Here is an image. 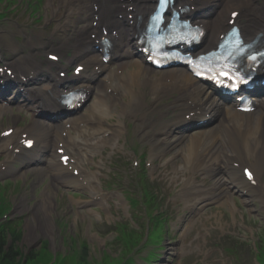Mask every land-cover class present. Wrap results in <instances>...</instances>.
<instances>
[{
    "label": "rangeland",
    "instance_id": "374dc122",
    "mask_svg": "<svg viewBox=\"0 0 264 264\" xmlns=\"http://www.w3.org/2000/svg\"><path fill=\"white\" fill-rule=\"evenodd\" d=\"M34 1L3 0L1 3V11L8 7V12H5L6 18L0 20V44L6 53H12L24 42L30 41L29 37H33L35 41L41 37V33L43 37L45 36V22L48 17L46 9L50 2L43 0L42 4H46L45 12L41 10L43 13L36 14L33 12ZM241 1L236 0L234 9L239 7ZM255 3L253 10L261 13L264 9V0H255ZM38 14L42 21L38 22ZM12 32H16L17 36ZM130 71L131 68L125 74ZM121 106L117 105L111 123L118 122L119 118H124L123 120L126 121L127 117L123 115ZM18 121L19 119H6L0 127H10ZM163 121L166 122L167 119L164 118ZM249 122H253V118L249 119ZM24 124H28V118L26 121L21 120L17 125ZM133 124L134 122L129 120L122 125L120 137L115 138L111 145L107 144L105 151H98L94 163L101 172V174L96 172L101 182V189L113 186L112 195L116 196L121 191H126L133 195H131L133 199L139 200L137 195L139 190L148 185L150 189L153 188L151 190L157 198L158 215L161 216L168 230L164 241L159 247L154 248L157 256L155 264H259L258 260L264 264V177L260 179L262 184L259 192L260 206L256 209L241 206L240 200L236 199L234 202L228 197L229 203L224 208L217 205V208L203 216L197 217L198 214L196 220L192 222L191 233L187 239L181 242L177 240L175 225H178L177 220L188 204L186 198L191 190L185 188L183 179L180 182L175 180L176 171L185 168L181 159L186 145L197 143L199 139L210 142L217 126L205 129L198 140L195 137L190 139L185 137L183 143L180 141L167 148V152H163L165 147L154 151L152 138L147 137L150 133L138 132L139 129ZM171 140L173 141V138ZM232 152V148L227 149L226 156L229 157ZM261 153L264 156V151ZM137 159L142 162L143 177L138 176L136 171L130 168L137 164ZM248 160L253 162L251 158ZM150 162L152 167L149 165ZM221 168L225 169L226 165ZM260 169L262 173L264 161ZM13 171L15 170L11 169L8 174ZM8 179L2 178L0 184ZM13 180L17 181L18 185L15 193L7 194L11 207L9 219L21 221L23 224L20 247L26 250H40L47 247L39 258L41 263L44 259L53 258L55 255L73 258L72 261L75 262L83 249V244L88 248L89 264H104L103 260L107 255L114 260L123 259L124 254H121V249L115 245L113 234H109L113 226L118 223L129 224L132 229L146 232L150 225L141 207L130 210L126 203L117 206L110 202L107 210L111 206L114 208L111 213L105 212L98 204L91 203L89 195L78 192L72 186L53 188L49 178L35 183L30 177L27 180L25 178ZM173 203L177 207L176 212L172 209ZM19 204L21 206L16 209ZM137 213L140 219L135 218ZM151 250L152 248L148 246H142L130 258L132 260L135 258L140 260L144 256L147 258ZM258 252L263 253L256 259ZM45 254H49V257Z\"/></svg>",
    "mask_w": 264,
    "mask_h": 264
},
{
    "label": "bare ground",
    "instance_id": "6f19581e",
    "mask_svg": "<svg viewBox=\"0 0 264 264\" xmlns=\"http://www.w3.org/2000/svg\"><path fill=\"white\" fill-rule=\"evenodd\" d=\"M225 2L229 0H224ZM227 8L230 10L233 8V4L231 2L227 3ZM227 10V9H226ZM256 18V17H255ZM257 19L261 21V17L257 15ZM222 21V23L218 24V28L216 27V22ZM227 21V20H226ZM224 12H220L215 14V16L207 21V26L209 27V33L206 40V46L208 49L211 47V44L213 41H215L220 34H222L226 30V23ZM255 34H262L260 38L258 39L259 44L258 46L264 45V25L256 28ZM254 34V35H255ZM126 63H123L122 65H125ZM137 67H141V63L137 62ZM124 68V67H122ZM142 68V67H141ZM141 68L138 71L130 72L128 75H125L124 78L121 80L120 84H118V79L116 77L114 78V83L111 85H104L103 83H100L97 87L98 92L94 95L97 97L96 104L92 107V110H90V116L86 117V120H78L79 122L86 121V122H96L100 125L97 127H104L105 124H108L109 119H111L112 115L109 116V113L111 112L112 108H110L111 104H113L115 101L111 100L114 92L118 89L121 90V97L126 96L129 91L135 93L139 90H136L137 87L141 85H149L150 86V92H151V98L150 101L147 102V104L142 107L138 113L133 112V108H131L132 103L139 102L141 99H145L147 97L146 94L141 92L137 96H134V99H131L129 103L125 104V107L123 110H125V114L127 116H135L136 119H143L144 122L151 116H163V113H167L165 110V105L161 104V101L163 99L164 95H169L168 100H170L172 97L174 100L169 102L170 109L176 113V119L172 124H162L161 126H151L150 134L147 135L148 138H152L153 140V150L158 151L162 147H165V150L163 152H167V148H170L173 145L178 144L180 141L184 140V137H175L173 134H170V131L174 128H178L183 123L188 122L192 119L193 115L196 112L197 106L205 108V110L208 112V114L212 115L214 119H217V129L212 135V139L210 142L202 141L201 139L198 140L200 136L203 134L195 135L194 137L198 140L197 143H192L191 145H186V149L184 150V153L182 155L181 161L183 162L184 166H187V168L183 171H176L177 177L176 180H179L181 178H184V186L185 188L187 185H195L197 184V179L195 178V173L198 170L202 171H210V173H213L214 176L217 178V180H208L207 182H202L204 188L203 190L198 189V191L195 192V195H206L202 196L205 198H208V200L214 201V202H221V204L227 203L226 197L231 194L232 196H235V194L238 195V193H243L244 195H248L250 193V196L248 197L251 199L250 202H244V205H253V202H258V200L253 198L252 194L257 193V191L252 190L256 189L258 181L256 174V171L261 172L260 169L262 167L264 156L261 153L264 151V146H262V140L264 139V112L263 114L259 116L253 115H241L236 114L235 112H227L222 113L217 118L216 116L220 114V111L217 110V106L212 103L209 107L203 103L202 100V94L204 90L194 83V81L190 78V76L181 74L178 72H173L171 74H167L162 77H144L142 76L145 69ZM125 69V68H124ZM113 73L110 74L112 77ZM62 84V81H59V85ZM126 85H130V88L128 90H124ZM111 89L110 96L108 99L105 98V95L109 92ZM172 95V96H170ZM102 97V99H101ZM118 95L115 96V100L117 99ZM4 103V102H2ZM264 107V106H263ZM148 108H151L150 111H145ZM13 110L12 108H4L0 106V118L4 114L11 113ZM104 111L106 112L104 115ZM145 111L144 113H141ZM263 111V110H262ZM137 114V116H136ZM95 115L101 118V120H98L102 123H99L95 121ZM253 117L255 118L254 122L248 123L247 118ZM245 126L243 127V125ZM121 126V123L118 122L116 125L110 126V133L108 138H105L103 140H98L97 136H92L93 140H96L94 142H80L76 141L78 145H80L81 150L85 155L88 154V151L90 149L94 148H100L103 145H106L107 143L112 142L115 138H119L121 135V131H119V128ZM150 126V125H148ZM33 127V129H32ZM139 130L144 129V125L137 126ZM54 130H63L65 131L64 126H56V128H47L37 125L33 123L31 125V135L33 136L32 139L35 140V142H40V145H45L48 151H52L54 146L60 141V135H54ZM104 130H98L96 134H99L103 132ZM145 133L144 131H142ZM148 132V131H147ZM29 133V132H28ZM192 136L191 134L188 135V137ZM173 138V141L171 140ZM32 139H26L23 142L30 141ZM73 138H70L69 142H71ZM184 141H182L183 143ZM9 143V145H7ZM11 143V145H10ZM54 144V145H53ZM155 144H159L158 147L155 146ZM6 148H9L12 146L15 148V150L20 151V156L17 158L18 160H22V152L25 151L23 144H20L19 142L15 141V134L12 133V135L8 138H5V144ZM53 145V148H52ZM205 147V148H203ZM232 148V153L228 157L227 149ZM4 149V150H5ZM1 150V146H0ZM215 151V152H212ZM41 152H44L42 150ZM212 152V153H211ZM242 155L243 158H251L253 161V169L256 174H252V177L254 176V181L256 182L255 186H251L250 183L244 180V178H238L236 180V177L239 174H236L233 171H228L227 169H222L221 167L225 166L227 168L230 167L229 162H232V157L234 155V158L238 155ZM88 157V156H86ZM77 157L75 156L72 160V164L75 167L81 168V173H83L82 166L87 161V158ZM227 157V158H225ZM180 162L179 160L177 161ZM219 162V163H218ZM228 162V163H227ZM41 165V164H39ZM18 177L26 178L28 175L32 177H35L33 180L36 182L40 179H45L46 177H49L51 179V184H54L56 187L58 185L62 186L66 183H72L77 181V179L73 178L69 173H67L66 169L60 166V164L56 161V158L53 156L52 163L49 164V166L41 168V169H35L33 165H31L28 162H25V165L23 166L22 170L18 173ZM230 175V176H229ZM226 177V179L224 178ZM89 178V176H87ZM259 180V179H258ZM72 181V182H71ZM74 186H77L76 183H73ZM201 187V186H200ZM236 190H238L236 192ZM243 190V191H241ZM189 197V196H188ZM21 205L19 204L16 209H19ZM212 209V208H211ZM206 209H203V211ZM210 210V209H207Z\"/></svg>",
    "mask_w": 264,
    "mask_h": 264
},
{
    "label": "trees",
    "instance_id": "16d2710c",
    "mask_svg": "<svg viewBox=\"0 0 264 264\" xmlns=\"http://www.w3.org/2000/svg\"><path fill=\"white\" fill-rule=\"evenodd\" d=\"M14 241L16 242L17 239L19 238L17 234L12 233ZM5 243H6V234L5 231L0 234V264H20L17 262V253H15L13 248H10V250L7 252L5 250ZM28 258V257H27ZM36 257L29 256V260L31 262H34Z\"/></svg>",
    "mask_w": 264,
    "mask_h": 264
},
{
    "label": "snow or ice",
    "instance_id": "6c2138e0",
    "mask_svg": "<svg viewBox=\"0 0 264 264\" xmlns=\"http://www.w3.org/2000/svg\"><path fill=\"white\" fill-rule=\"evenodd\" d=\"M53 59H55V57H53ZM249 178L251 179V177L249 176Z\"/></svg>",
    "mask_w": 264,
    "mask_h": 264
}]
</instances>
